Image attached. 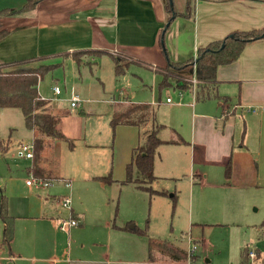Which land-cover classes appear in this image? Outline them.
I'll return each mask as SVG.
<instances>
[{
    "label": "crops",
    "instance_id": "0c3cea01",
    "mask_svg": "<svg viewBox=\"0 0 264 264\" xmlns=\"http://www.w3.org/2000/svg\"><path fill=\"white\" fill-rule=\"evenodd\" d=\"M28 1L18 0L16 8L24 6ZM37 1L38 4L34 10L25 12L20 16L4 19L5 27L8 28L10 33L11 31L27 27H40L41 30L52 28L50 31L67 27L69 30L64 35L71 38L82 37L87 41V44H85L86 48L79 46L80 44H74L68 47V52L103 50L117 56L122 63H129L127 66L136 64L147 68L150 73H153L150 77L151 82L149 80V82H143L141 89L150 90L153 95L154 91L158 92L157 86L162 78L160 70L165 69L169 61L184 62L197 58L198 49L207 46L212 41L224 39L233 31L264 27V2L253 0L229 2L196 0L193 18L178 16L171 20L170 23L162 0ZM181 7V10L177 7L176 9L179 12H184L186 7L185 0ZM166 24L168 28L163 32ZM163 35L164 43H162ZM163 45L166 47L165 51L167 54ZM103 57L111 58L116 66L114 59L108 54L102 55L100 58L90 56L89 59L84 58V62H91L92 64L90 65H98L99 60ZM68 58L76 63L73 58ZM11 62L0 61V63ZM81 66H86V64L84 63L79 67ZM217 80L220 95L231 98L230 110L237 107L236 112L226 119L223 115L224 109L219 101L212 100L214 102L212 104L208 101H196L195 97L192 96L193 94L191 95L188 91H182V94L187 93L186 95H189L191 100L189 98L188 101L176 103L169 94L166 97V101H164L162 99L163 93L160 94L158 101L156 99L152 101L151 99L137 100L133 91L129 88L124 91L121 90L118 97L113 96L111 100H103L110 106L107 114L110 128H112L111 121L114 112L122 104L130 102L132 104L151 105L156 125H163L159 131V137L162 135V140L170 142L159 147V155L155 160V174L158 177L156 182L162 181L163 183L178 185L183 184L182 182L185 183L189 192V222L192 227L201 224L203 219H209L212 217L211 215H216L217 213L230 218L239 216L246 204L249 203V200L252 201L251 191L255 188H264V112L257 111L252 113L249 111L250 107L264 106V39L249 43L236 62L220 66L217 72ZM41 97L46 100L42 95ZM169 98L171 99L170 101H168ZM46 101H48L47 107L53 110L51 100ZM84 101L82 99V104ZM237 103L239 104L236 105ZM82 114L84 113L82 112ZM73 123L62 121L61 128L63 133L73 141L74 148L70 149L77 168L76 172L81 175L82 181L100 182L103 185H107L99 181L97 177L112 174L114 175V180H124L126 177V166L131 161L133 149L140 144L141 133L153 127L154 122H142L140 127L119 125L115 129V133L112 134L111 129L109 138L106 135L104 140H98L94 135L88 136L82 125L81 118L75 119ZM104 127L105 122L103 123V131ZM33 133L32 142L27 143L33 144L35 142L38 132L33 131ZM74 141H77V143H74ZM23 143L24 141L20 142L17 152ZM60 145V143L53 142L50 139L45 140L43 150L39 151L38 158L34 159L33 157L31 159L33 163L27 169V172L36 179L61 178L63 183L64 181H70L75 186L77 179L74 178V175L68 174L65 170L59 171L52 168L49 164L52 158L56 159L59 157ZM181 146H184L185 155L189 156L190 159L200 154L196 165H185L184 169L182 168L179 159L180 153L175 151L176 148ZM229 157L232 158V173L230 178L227 179L225 164ZM79 182L77 180L76 188L79 187ZM116 184L115 189L119 190L121 195L126 190L144 192L134 184ZM28 186L32 187L31 185ZM159 189L166 188L160 187ZM196 190H203V192L218 191L220 204H217L210 212L199 207L200 204H198V207L196 204L195 209L194 200L198 194ZM167 191L169 193V190ZM173 195H176L175 203L172 198ZM173 195L171 198L176 206L178 196L176 193H173ZM50 196L60 202L62 195L54 193ZM57 213L58 217H61L59 219L60 223L63 219L62 213L61 211ZM203 214L210 216L203 218ZM70 215H73L79 221L78 226L83 223L82 215L80 216L74 208L71 210ZM195 215L196 219L194 218ZM15 217L17 219L14 240L10 248H0H7L6 258L9 256L19 264H38L36 253L45 252L50 245L49 235H46V237L44 235L47 227L45 222H49L50 219H48L47 214L41 217L47 221H41L45 224L43 230L39 233L37 232L35 239H33L30 232H23V229H32L33 223L22 220L21 216ZM37 219L40 220V217ZM133 226L134 228H130L131 230L138 227L135 223ZM117 227L114 229H118L117 231L119 232L124 231L125 234H135L132 231L121 230ZM20 236L22 240H20ZM131 236L118 237L117 235V239L125 241L124 245H117L114 251L109 245L100 258H93L85 262L82 260L73 261L71 256L70 258L66 256L65 262L67 264L72 262L95 264H186L188 260L187 258L185 262H175L165 256H159L157 261L151 262L149 260L148 239L147 247L144 251L141 241L138 242L137 239ZM135 243L138 244L136 245ZM199 243L200 246H208L205 240L198 241ZM175 244L187 251L192 247V241H189V247L184 246L182 243L175 242ZM242 245H244L242 240H235L231 244L235 250L234 255L237 256L236 263L246 264L247 255H244V250L250 247V244H245L243 248L241 247ZM255 250L258 254L255 264H258L260 263L261 252L257 248ZM196 257L195 252V259ZM0 258L1 264H3V258L1 256ZM31 258L34 259V262H30ZM211 262L207 258L204 264H210Z\"/></svg>",
    "mask_w": 264,
    "mask_h": 264
},
{
    "label": "rangeland",
    "instance_id": "374dc122",
    "mask_svg": "<svg viewBox=\"0 0 264 264\" xmlns=\"http://www.w3.org/2000/svg\"><path fill=\"white\" fill-rule=\"evenodd\" d=\"M164 1L162 0L163 3ZM173 1L176 7L181 10L184 0ZM17 4L18 0H0V10L8 6L12 10H17L23 6L16 8ZM51 29L41 30L40 27H27L11 31L6 38L0 41V61L27 60L28 62L20 68H37L49 64L59 65L49 71L41 80L39 92L46 100H51L52 108L56 110L53 109V111L62 114L63 122L74 124L75 119L81 118L88 136L94 135L98 140H104L106 135L109 138L111 129L112 134L114 133L113 128L109 127L110 121L107 115L110 106L103 100L107 101L111 100L113 96H120L121 90L131 89L137 100L151 99L152 101L156 99L158 101L162 93L164 101L168 94L175 103L188 101L189 98L191 100V97L186 95L187 93L182 94L183 92L172 88L173 86L160 90L161 81L157 86L158 92L154 91V95L150 90L141 89L143 82L146 83L148 80L151 82L150 77L153 73L136 64L127 66L125 75L120 77L116 76L115 65L109 57L101 58L98 65L86 64V66L79 67L72 59L64 58L63 54L68 52V47L74 44H80L79 46L86 48L85 38H71L64 35L69 30L67 27L50 31ZM89 57L85 56L84 58L89 59ZM55 85L62 90V94L59 96L54 95L53 87ZM194 91L195 89L189 93L194 96ZM74 94H79L80 98L85 101L82 106L72 109L71 99ZM121 97L123 96L121 95ZM208 102L214 103L212 100ZM127 104L130 102L122 105ZM33 134V131L26 128L20 109H0V138L9 139L12 144L8 153L3 155L0 152V206L2 197L5 196L9 214L21 216L24 221H31L32 229H23V232H30L33 239L37 232L39 233L43 230L44 225H47L44 235L45 237L49 235L50 245L45 252L36 253L38 264H67L66 256L67 258L71 256L73 261L82 260L85 262L93 258H100L109 245H111L112 251L117 245H124L125 241L117 239V235L118 237L132 235L131 237L137 239L138 242L141 241L145 251L148 239L146 236H140L135 232V234H125L124 231L119 232L113 227V224L130 227L134 223L140 229L147 228L150 237L168 239L174 243H182L187 247L190 245L189 241H192V245L197 247V257L192 261V264H204L207 258L212 261L210 264H240L236 263L237 256L234 255L235 250L231 246L235 240L244 242L242 248L245 244H250V247L259 249L261 259L258 264H264V188H255L251 191L252 201L249 200L242 213L240 209L239 216L230 218L217 213L211 215L212 217L209 219H203L201 224L192 227L189 222V192L184 182L179 185L162 181L154 183L153 186L156 189L164 187L169 190L168 197H151L145 191L141 193L133 192V190H126L121 195V192L115 189L116 183L103 185L100 182L82 181L81 175L76 172L77 168L72 158L73 153H71L67 142H58L61 144L60 155L56 159L52 158L49 164L52 168L59 171L65 170L68 174L74 175V178L80 181L79 187L76 188V180L75 186L72 185L73 187L69 191L63 188L64 183L61 178L55 179L53 186L48 188H42L37 184L29 187L26 181L34 177L28 174L27 169L32 166L33 160L20 156L17 147L22 141L24 143L32 142ZM161 137L162 135H160ZM175 151L180 153L179 159L183 169L185 165L190 166L198 163L200 154L190 159L185 155L184 146L176 148ZM38 154L34 151V159ZM68 192L72 198V209L74 208L80 216L82 215L83 223L80 226H72L68 230H61L59 228L61 217H58L57 212L61 211L62 218L67 219L72 209L63 207L61 200L58 202L50 195L56 193L64 196ZM173 193L178 196L176 206L171 198ZM196 193L198 194L194 200L195 209L196 204L197 207L200 204L199 207L210 212L212 208L220 204L218 191L196 190ZM45 214L50 221L43 224L41 221H47L45 218H41ZM209 216L203 214V218ZM38 217L40 220L37 219ZM194 218L196 219V215ZM204 222L210 223L204 224ZM2 229L3 225L0 222V232ZM20 240H22L21 236ZM202 240L207 241V247L198 244V241ZM7 252V248H0L2 263L19 264L9 256L6 258ZM30 262H34V259L31 258Z\"/></svg>",
    "mask_w": 264,
    "mask_h": 264
},
{
    "label": "trees",
    "instance_id": "16d2710c",
    "mask_svg": "<svg viewBox=\"0 0 264 264\" xmlns=\"http://www.w3.org/2000/svg\"><path fill=\"white\" fill-rule=\"evenodd\" d=\"M216 2H229L235 0H210ZM264 2V0H253ZM174 3V1L172 0ZM186 7L184 12H179L175 4L171 5V0L164 1L166 13L169 16V23L178 16L193 18L195 15L196 0H185ZM38 4L37 0H29L23 7L17 10L4 8L0 10V41L6 38L10 31L5 27L4 19L14 17L25 12L34 10ZM165 25L163 32L167 30ZM162 36V43L163 42ZM264 39V27L251 30H237L227 35L222 40L212 41L205 47L198 49L197 58H192L184 62L169 61L167 67L160 70L162 80L159 89L172 87L181 92H191L195 89L194 97L196 101L217 100L224 109L225 119L236 112V108H231V98L220 95L218 91L217 72L220 66L229 65L236 62L249 43ZM164 51L166 50L163 45ZM167 54V52L165 51ZM110 55L115 61V73L117 77L126 73V66L129 63L122 61L115 55L103 50H80L66 52L64 57L73 58L77 65L92 64L84 62L85 56H95L100 58L102 55ZM27 60L14 61L11 63H0V109L17 108L22 111L26 128L37 131L38 136L33 143L34 151L39 153L43 150L45 140L53 142H67L70 148H74L73 141L62 131V114L47 107L48 101L44 100L39 93V84L44 76L56 64L43 65L37 68H20ZM197 80L195 84L193 79ZM196 85V86H195ZM237 103L236 105H238ZM154 122L153 127L141 133L140 144L133 149L131 161L126 168V177L122 181L114 180L113 175L97 177L105 184L119 183L120 185L134 184L137 188L147 192L151 197L169 196L166 189L154 188V183L158 180L155 174V160L159 155V147L170 142L164 141L159 137V131L163 125H156L155 115L152 113L149 104H127L121 105L114 112L111 125L115 129L119 125L141 126L142 122ZM11 140L0 138V152L5 155L11 149ZM232 173V158L229 157L225 164V175L229 179ZM54 183L55 179H45ZM176 199V195L172 197ZM16 217L9 214L8 202L5 196L2 197L0 206V222L3 229L0 232V247L10 248L15 236ZM113 227H117L113 224ZM121 230L132 231L148 238L149 260L155 262L159 256H165L175 262H185L188 258V251L168 239L150 237L147 228L140 229L135 227L131 230L129 226L117 227ZM248 248H245L246 256ZM195 259V256L194 258ZM71 264H95L72 262Z\"/></svg>",
    "mask_w": 264,
    "mask_h": 264
},
{
    "label": "built area",
    "instance_id": "2783aa9c",
    "mask_svg": "<svg viewBox=\"0 0 264 264\" xmlns=\"http://www.w3.org/2000/svg\"><path fill=\"white\" fill-rule=\"evenodd\" d=\"M193 82L196 84L197 80L194 78ZM54 94L55 95H60L61 94V88L59 86H55L54 87ZM171 99L169 98L168 101H170ZM82 104V99L80 98L79 95L74 94L72 99H71V108L75 109L77 107H80ZM249 111L252 113H256L257 111H262L264 112V106H260V107H250ZM18 154L22 157H25L27 159H32L34 157V147L32 143H23L19 150H18ZM27 185H31L33 186L34 184H37L39 186H41L42 188H47L50 187L52 185L51 182H49L48 180H43V179H34V178H30L26 181ZM64 186L67 190H71L72 184L70 181H64ZM72 198L70 193L68 192L66 195L61 197V205L65 208L68 209H72ZM79 225V221L73 217V215H70L67 219H62L60 221V229L61 230H68L70 229L72 226H78ZM196 245H192V247L190 248V250L188 251V260L186 262V264H192L193 261V256H195V252H196ZM247 262L246 264H255L256 259H257V251L254 248H249L247 253ZM0 264H1V258H0Z\"/></svg>",
    "mask_w": 264,
    "mask_h": 264
},
{
    "label": "water",
    "instance_id": "95a60500",
    "mask_svg": "<svg viewBox=\"0 0 264 264\" xmlns=\"http://www.w3.org/2000/svg\"><path fill=\"white\" fill-rule=\"evenodd\" d=\"M174 3L172 2V0H171V5H173ZM130 228H134V226L132 225V226H130Z\"/></svg>",
    "mask_w": 264,
    "mask_h": 264
}]
</instances>
